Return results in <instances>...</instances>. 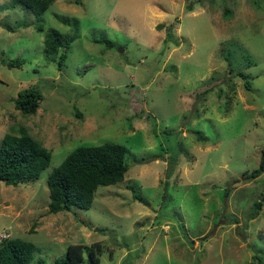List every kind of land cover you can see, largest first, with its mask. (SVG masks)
Returning <instances> with one entry per match:
<instances>
[{
	"label": "rangeland",
	"instance_id": "rangeland-1",
	"mask_svg": "<svg viewBox=\"0 0 264 264\" xmlns=\"http://www.w3.org/2000/svg\"><path fill=\"white\" fill-rule=\"evenodd\" d=\"M14 3L0 0V54L23 64H0V139L22 128L50 160L35 180L0 181V239L33 243L31 264L71 243L90 264L93 242L98 264H264V171L247 177L264 149V0H54L37 18ZM51 28L73 38L59 69L43 55ZM31 85L24 115L13 99ZM104 142L125 147L123 179L88 209L48 213L49 171Z\"/></svg>",
	"mask_w": 264,
	"mask_h": 264
},
{
	"label": "trees",
	"instance_id": "trees-1",
	"mask_svg": "<svg viewBox=\"0 0 264 264\" xmlns=\"http://www.w3.org/2000/svg\"><path fill=\"white\" fill-rule=\"evenodd\" d=\"M14 1V4L18 3L29 9L37 18L54 0ZM185 8L189 10L191 5L186 4ZM226 12L228 10L225 9L224 13ZM156 27L160 29L161 25H156ZM36 29L41 30L40 25H37ZM166 37L171 38V33L167 31ZM72 39V36H62L56 29H48L43 40L44 57L55 60L56 67L59 69L63 65ZM93 42L104 44L107 47L113 46L112 42L104 39H95ZM59 48L62 50L57 54ZM229 56L230 51L223 54L226 64L229 65L228 72L233 73L235 66H231ZM245 58L247 57H243ZM0 64L10 68H20L23 60L10 59L2 53ZM245 65L249 67L251 63L247 61ZM235 75L243 80L245 89L249 90L248 76L238 69ZM40 97V92L35 85L28 86L16 92L13 107L24 115L33 114L38 107ZM125 153V147L114 142L73 148L47 174L45 181L48 196L47 212L69 211L72 206L88 209L98 186H108L123 179L128 167L125 162ZM49 160V151L22 128H18L17 134L4 133L0 139V181L6 185L15 186L21 180L37 179L40 172L48 166ZM263 171L264 149L261 151L257 167L251 170L247 177L256 178ZM128 189L133 191L132 186H128ZM132 198L140 199L135 193L132 194ZM260 208L261 200L253 201L248 218L256 217ZM91 246H94L95 250ZM90 247L86 252L87 262L98 264V258L94 254V251L99 250L98 243L93 242ZM35 249L33 243L19 238L0 239V264H31ZM84 249L85 246L79 243L68 244L64 254L55 258L52 264H84ZM259 264H261L260 260Z\"/></svg>",
	"mask_w": 264,
	"mask_h": 264
}]
</instances>
